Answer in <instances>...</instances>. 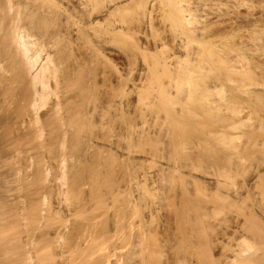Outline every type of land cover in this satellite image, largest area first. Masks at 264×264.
<instances>
[{"label":"rangeland","instance_id":"374dc122","mask_svg":"<svg viewBox=\"0 0 264 264\" xmlns=\"http://www.w3.org/2000/svg\"><path fill=\"white\" fill-rule=\"evenodd\" d=\"M62 1L67 12L62 11L63 14L46 26L47 34L62 28L57 43L49 50L53 54L58 52L56 55L61 61L58 94L62 100L70 99L73 106L82 111L78 119H74L76 126L71 127L67 136L61 135L59 129L62 126L52 120L42 139L40 137L41 141L31 134L26 137L23 145L18 147L21 152L14 157L16 161L14 158L12 163L11 159L6 160L5 167L6 171H12L20 166L16 167L21 172L20 185L19 181L7 183L6 189L19 195L37 190L44 192L45 187L54 184L57 162L63 155L68 185V188L65 186L68 202L64 207L67 215L59 219L52 213L57 206L56 195H46L44 207L52 215L44 221L41 230L52 235L64 224H74L71 226L73 230L83 229L84 236L96 240L97 263L108 264L113 257L125 252L127 256L117 264H135L140 258L138 249L133 246L137 238L135 227L142 221L147 240L142 256L149 250L156 252L151 260L154 264H176L181 239L186 237L187 243L193 241L194 215L185 203L200 208L208 234L211 233V223L223 217L222 212H212L209 205L216 195L212 178L223 170L215 153L220 152L226 142L204 138L210 129L205 125H208V119L220 118L214 107L198 106L196 127L183 133L181 124L178 129L182 130L178 131L174 119L178 114L180 95L169 76L170 69H164L162 61L171 55L178 59L197 60L201 69L200 83L210 85L226 68L225 61L234 54L239 55L244 63L238 69L240 72L232 75V86L224 81L222 97L225 103L234 101L240 116L247 118V124L238 130L243 135L242 144L264 145V130L256 131L258 124L264 123V0H219L227 13L217 18L209 12L213 11L210 9L212 3L220 4L218 0H183L187 5V1L193 5L190 7L193 10L190 9V22L185 27L176 20L174 0H95L94 4L85 0L87 9L95 5L93 13L86 8L88 12L83 13L82 9L77 11L79 13L71 12L72 0ZM205 2L211 3L207 4L208 13L204 11ZM72 13L78 21L71 22L68 15ZM87 16L94 23L91 24ZM220 17L223 19L218 20ZM181 45L185 48L181 49ZM208 48H214V52L211 58L205 59L204 49ZM120 98L124 100L121 106L107 109L111 101ZM74 107L68 114L63 112L66 113L63 114V129L70 124L69 116L74 113ZM219 107L224 108L223 105ZM89 111L93 112L90 120L86 116ZM21 115L26 116L15 113V121ZM234 131L226 129L225 134ZM106 139L111 141L110 144L88 150L91 142ZM60 141L65 142L63 152L59 151ZM39 144L42 148H38ZM25 146L30 154L23 153ZM1 155L7 158L4 150ZM237 157L241 163L250 159L244 147L238 151ZM30 159L32 162L28 163ZM54 159L56 161H52ZM39 162H42L40 166ZM30 165L33 166L31 170ZM44 168L48 176L43 174ZM224 168L233 173L235 185H242L238 178L239 167L234 160L231 159ZM147 171H157L159 176L157 180L143 184L139 176ZM38 173H42L43 180L47 179L49 184L44 185V181L38 184L42 178H38ZM94 179H98V183L92 189ZM23 180L25 184L22 185ZM16 188H19L18 193ZM140 190L146 193L147 201L156 204L154 210L148 211V205L135 198ZM197 196L201 197L200 201ZM88 224L93 229H89ZM120 226L126 229L118 233ZM74 233L76 237L77 233ZM51 239L49 236L46 243L39 246L38 250L45 257L41 256L38 264H53L55 261L52 255L54 241ZM80 246L75 247L77 254L72 250L71 258L79 255V251L86 254ZM213 255L212 264H215L217 253Z\"/></svg>","mask_w":264,"mask_h":264},{"label":"bare ground","instance_id":"6f19581e","mask_svg":"<svg viewBox=\"0 0 264 264\" xmlns=\"http://www.w3.org/2000/svg\"><path fill=\"white\" fill-rule=\"evenodd\" d=\"M182 1L181 3H179L180 0L178 1L179 5L177 0H174L172 5L176 12L177 22L182 27H185L190 22L192 14L190 7L193 5L191 6L189 1L187 2L190 6L186 2L185 4L184 1L186 0L183 1V5ZM214 1L217 2V0ZM221 1H219L220 4L216 3V5L209 3L211 5L210 9L213 10L209 12V15L214 14L215 18H217L227 13L226 9H222L223 4ZM71 2V12H77L79 9H82L81 11L83 13L84 11H91L93 13L95 9L94 5V8H88V10L85 0H72ZM91 2L93 4L94 2L96 3L95 0H91ZM64 4L62 0H0V264H38L39 259L43 258L41 256L44 255L45 257V254L43 252L41 254L38 248H40L39 246L41 244L46 243V239L49 236L54 241L52 246L56 250L52 254L56 258L55 261L53 260V264H100L99 262L97 263V259L95 258L98 251L96 240L93 237L87 238L84 236L82 233L83 229L79 231H77L78 229H75L76 231L73 230L74 228L71 226H74V224L69 226L66 220L65 222L67 224H64L62 229H57L52 235L41 230L43 224L46 223L44 221L51 214V211L44 207L46 195H56L55 199L57 200V204L56 202L55 204L57 206L52 213L59 216V219L62 215H67L65 208L68 202V185L66 186V170L64 167L66 160H64L65 157L63 155L59 157L57 162V172L52 180L54 184L50 183V186L44 188V192L37 190L19 195L18 189L21 186L16 188L17 192L14 190L18 194L6 189L7 183H16L19 181V184H17L20 185V168L16 170V167L20 166L14 167L12 171H6L5 167L6 160L11 159V163L14 160L16 161L14 157L21 152L18 147L23 145L22 142L26 137L31 134V136L39 141L38 139H40L45 128L48 127L52 120L57 122L60 127L62 126L61 128L59 127L61 135L64 136L66 134L67 136V132L72 129L71 127L76 126L74 119L76 117L78 119L82 111L81 108L79 110L74 107L70 99L62 100L57 91L60 81L61 61L56 55L58 52L53 54L49 49L50 46L57 43V37L58 35L61 36L62 28L60 31L46 33L47 24L51 21L54 22L55 18L59 17L62 11L63 13L67 12ZM208 5L206 7L207 9H204V11L206 10L205 12L209 9ZM68 18L71 22L74 20L78 21L76 15L73 13L69 14ZM86 18L84 20H87ZM221 19L223 18L220 17L218 20ZM66 23L68 25V22ZM90 23L92 24L94 21L91 19ZM184 48L181 45V49ZM213 49H204L206 54L205 59L211 58L214 52ZM241 59L239 55L234 54L230 60L225 61L226 68L217 75L215 82L210 85L200 83L201 69L197 60L188 58L178 59L171 55L163 58L162 61V67L164 69H170L169 76L176 84L177 91L180 95L178 114L174 119L176 128L178 129L183 124V130L180 128L183 133L193 130V126L196 127L195 121L198 116V106L214 107L216 115L220 116V118L214 120L208 119V125H205L210 129L205 133L204 138L209 141L226 142L222 145L220 152L215 153L219 162L223 165L221 167L223 170L212 178L216 195L215 199L209 205L212 212H222L223 217L211 223L210 232L213 235L211 233L208 234L202 223L200 208L197 205H191L186 202V207L194 215L191 230L193 241L187 243L186 237L185 239H181V248L176 253V264H192V262L212 264L215 257L213 255L214 252L217 253V263L214 261L215 264H264V181L261 182V179L264 178V145L258 143L242 144L243 135L238 130L247 124V118L240 116L241 112L236 107L234 101L225 103L224 97H222V90L226 85L224 81L226 80L227 84L232 86V75L240 72L238 69L244 63L243 59ZM80 76L81 74L78 77ZM73 97L76 98L75 95ZM123 103L124 100L121 98L113 100L107 109L110 110L115 108V106L119 107ZM82 104L84 103L82 102ZM220 105H223L224 108L220 109ZM72 106L74 107V113L69 116L70 124L67 127L64 126L65 128L63 129V114H68L73 109ZM92 111L86 113L89 120L90 116H92ZM15 113H24L26 116L23 117L21 115L22 117L18 121H15ZM108 114L105 116H108ZM78 122L77 120V124ZM57 124L55 123V125ZM180 129L178 131H181ZM226 129H234L236 131L226 135ZM263 130L264 123L260 122L256 131L260 132ZM74 131L78 132L77 129ZM101 141L91 142L88 150L90 148L100 149L102 148L101 145L104 146L111 142L107 139L100 143ZM64 143L60 141L59 151L63 152L65 150ZM40 144L38 148H42ZM243 147L250 159L241 163L238 160L237 153ZM2 150L7 155L6 159L1 155ZM22 151L23 153H27L29 150L25 146V149ZM30 153L31 151L27 154ZM61 153L59 152V154ZM13 158L14 160H12ZM231 159L239 167L238 178L242 185H235L233 173L226 170L228 168H224ZM52 161H56V159ZM22 162L24 163L25 159ZM30 162H32L31 159L28 163ZM38 164L40 166L42 162ZM43 164L46 165V163ZM215 164L218 165V162H215ZM32 165H30L29 170H31ZM44 170L45 168L43 169V174L47 173L48 176V171L44 173ZM38 174H40L38 178L40 176L42 177V173ZM158 176L159 173L157 171L143 172L139 176V181L144 184L148 180H157ZM43 178L39 179L38 184L44 181L42 183L46 185L47 179L43 180ZM23 183L25 184L24 180L22 185ZM96 183H98V179L92 181V189L96 186ZM43 184L42 186H44ZM26 187H23V189ZM135 198L147 204L148 211L156 208V204L152 200L147 201L146 193L141 190L136 193ZM197 198L199 201L201 200L200 196H197ZM84 220L86 219L84 218ZM45 225L47 226V224ZM69 227L71 229L73 228V231ZM88 228L93 229L89 224ZM124 229H126L124 226H120L117 231L121 233ZM135 230L137 231V238L133 246L138 249L140 254V258L135 264H154L151 260L156 256V252L153 253L147 250L146 255L142 256L147 247L146 233L142 221L138 222ZM72 232L77 233L76 237ZM80 245L83 246L86 254L81 253L84 251H79V255L71 258L73 255H71L72 250H75V247H79ZM80 248L82 247L80 246ZM76 251L74 252L77 254L78 251ZM126 256L125 252H121L113 257V260L108 264H117ZM103 264L107 263L103 262Z\"/></svg>","mask_w":264,"mask_h":264}]
</instances>
